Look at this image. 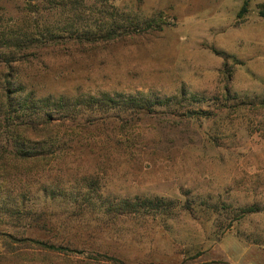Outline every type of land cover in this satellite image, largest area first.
I'll return each instance as SVG.
<instances>
[{"label": "rangeland", "instance_id": "obj_1", "mask_svg": "<svg viewBox=\"0 0 264 264\" xmlns=\"http://www.w3.org/2000/svg\"><path fill=\"white\" fill-rule=\"evenodd\" d=\"M8 93L56 153L0 172V264H264V0H0Z\"/></svg>", "mask_w": 264, "mask_h": 264}, {"label": "trees", "instance_id": "obj_2", "mask_svg": "<svg viewBox=\"0 0 264 264\" xmlns=\"http://www.w3.org/2000/svg\"><path fill=\"white\" fill-rule=\"evenodd\" d=\"M245 10V5L242 8V11ZM241 11V12H242ZM241 12L239 14H241ZM128 25L125 28H135V25L129 21H127ZM128 33H124V35H128L130 29L127 30ZM122 37V35H121ZM26 39H29L28 36H25ZM15 46V44H14ZM6 86L9 88L11 86V82L9 80L6 81ZM122 98V99H119ZM115 99V100H114ZM114 99L106 98L105 95H102L101 99H94L89 97V101L85 104L86 108H89L90 112L100 111L105 112L109 110H118L119 113H127V112H147L150 113L153 110L155 104L141 101L140 99L134 96H128L124 98V96L117 97ZM78 102V103H77ZM74 102V107L79 105V101ZM84 102V101H82ZM5 109L1 111V114H6L7 118H5L6 124L0 125V139L2 144H0V172H3L6 167H11L13 169L18 170V167L27 169H37V166H42L45 164H49L52 160V157L55 156V148L53 143H48V140L52 137V132H54L53 125H12L11 122L17 115L16 113L19 110H27L29 108L28 100L26 99H15L11 97L10 93L6 96L5 101ZM47 106V104L45 105ZM1 110V109H0ZM11 124V125H10ZM32 138H43L45 143L41 145L36 144L34 139ZM39 142V141H38ZM48 143L49 145H47ZM45 144V146H44ZM119 218L121 215L128 216L134 213L136 209V205H131L125 203V205L118 209ZM117 210V211H118ZM16 211H19L17 209ZM13 212V211H11ZM25 212V211H24ZM38 212V210L31 211L29 210L27 215H34ZM109 214L111 215L112 210L108 209ZM14 213V212H13ZM18 214V212H16ZM108 216V215H107ZM115 218L117 215L112 217L108 216V222L110 224L115 222ZM122 218V217H121ZM40 246H43L47 249L59 251L64 250L62 247H55L54 245H47L45 243L35 242Z\"/></svg>", "mask_w": 264, "mask_h": 264}, {"label": "water", "instance_id": "obj_3", "mask_svg": "<svg viewBox=\"0 0 264 264\" xmlns=\"http://www.w3.org/2000/svg\"><path fill=\"white\" fill-rule=\"evenodd\" d=\"M188 117H189V115H188Z\"/></svg>", "mask_w": 264, "mask_h": 264}]
</instances>
